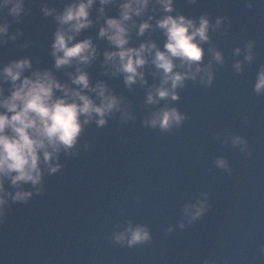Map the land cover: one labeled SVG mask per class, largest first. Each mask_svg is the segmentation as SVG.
<instances>
[{
  "label": "water",
  "instance_id": "95a60500",
  "mask_svg": "<svg viewBox=\"0 0 264 264\" xmlns=\"http://www.w3.org/2000/svg\"><path fill=\"white\" fill-rule=\"evenodd\" d=\"M70 2L26 0V14L18 21L7 17L9 34L16 39L0 37L7 40L0 43V67L27 56L33 69L50 68L67 81L75 65L53 67L51 42L57 22L54 14L44 16L42 5L59 12ZM121 2L105 5V15H118ZM152 4L155 10L150 5L148 14L162 15L155 0ZM175 7L195 19L206 13L212 23L222 18L209 33L210 44L224 57L223 64L213 61L211 85L199 77L186 80L176 90L178 100L146 104V93L159 85L160 75L148 64L143 69L147 84L129 88L123 74L105 71L103 53L112 46L98 36L105 17L99 15L96 0L94 24L77 37H92L99 52L85 68L93 84L105 81L122 97L132 118L115 112L103 127L90 122L74 154L60 153L63 167L45 176L41 193L33 191L27 203L5 206L0 264H264L258 251L264 244V94L253 90L264 65V0H175ZM5 15L6 10H0V20ZM146 15L134 18L137 24ZM145 40H154L162 49L165 37L160 29L143 36L132 29L130 44ZM250 41L253 59L247 62L244 51L237 55L234 50H243ZM209 46L204 45L205 65L212 59ZM237 60L243 61L239 73L233 67ZM163 107H176L187 118L167 132L147 126L150 113ZM236 135L247 141L250 154L232 144ZM218 157L227 160L228 168L217 166ZM199 201H205L207 210L191 220L184 207ZM128 221L146 224L152 241L132 248L112 241V233Z\"/></svg>",
  "mask_w": 264,
  "mask_h": 264
},
{
  "label": "clouds",
  "instance_id": "9594fccd",
  "mask_svg": "<svg viewBox=\"0 0 264 264\" xmlns=\"http://www.w3.org/2000/svg\"><path fill=\"white\" fill-rule=\"evenodd\" d=\"M111 2L99 0L98 10L99 15L105 17L98 36L112 46L103 53L102 64L108 66L106 72L111 71L113 76L123 74L125 86L131 88L137 82L147 84L143 69L148 64L154 65L160 83L149 87L145 101L149 105L159 104L161 100H178L176 90L183 88L186 80L195 81L199 77L202 84L211 85L215 78L213 61L224 63L222 52L210 44L209 35L220 26L221 17H217L215 23L206 13L198 19L189 17L175 7V0H155L163 13L160 16L148 14L150 5L155 10L152 0H122L119 14L106 16L104 6ZM95 3L96 0H71L59 12L55 7L42 5L44 16L54 14L57 22L51 42L53 67L59 70L75 65V71L67 73V81H62L50 68L33 69L32 60L27 56L0 67V217L9 202L27 203L33 191L37 194L43 191L45 176L62 169L60 153L74 154L72 150L86 125L95 121L98 127H103L115 112H120L124 119L132 118L123 106L122 97L111 91L105 81L97 80L93 84L85 68L99 52L92 37H77L94 24L91 10ZM0 10H6L5 17L0 20V37L15 40L16 34H9L7 17L18 21L26 14V0H0ZM145 15L146 18L137 24L134 18ZM133 28L137 36L160 29L165 37L163 48L154 40L141 41L138 46L130 44ZM0 43H7V40L0 39ZM205 44L210 45L207 53L212 57L206 65L201 63ZM241 51H244V61L251 62L252 42L243 50L239 47L234 50L237 55ZM242 64L240 60L234 63L236 72L243 70ZM253 90L257 95L264 94V65L256 74ZM186 118L176 107H163L151 112L144 123L167 132L180 127ZM232 144L239 145L242 153L250 154L243 137L233 136ZM215 163L228 168L223 157H218ZM26 185L31 187L26 189ZM206 210L205 201L184 207L185 213L190 212L191 220L199 218ZM180 227H184L183 222ZM110 239L132 248L150 243L152 234L146 224L128 221L122 230L114 231ZM258 251L264 256V244L259 245Z\"/></svg>",
  "mask_w": 264,
  "mask_h": 264
}]
</instances>
